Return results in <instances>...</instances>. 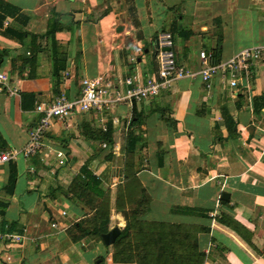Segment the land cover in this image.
Returning <instances> with one entry per match:
<instances>
[{"label": "crops", "instance_id": "obj_1", "mask_svg": "<svg viewBox=\"0 0 264 264\" xmlns=\"http://www.w3.org/2000/svg\"><path fill=\"white\" fill-rule=\"evenodd\" d=\"M160 31L181 66L197 69L200 50L224 61L264 46V0H0V67L15 89L0 91V149L17 152L0 166V231L23 236L0 241V264H138L114 260L89 232L101 205L108 230L181 227L201 264H264V60L237 88L184 78L155 97L53 120L45 143L64 153L62 166L18 152L37 103L77 97L83 78H100L109 98L125 93V78L154 74ZM128 136L139 139L134 152Z\"/></svg>", "mask_w": 264, "mask_h": 264}, {"label": "built area", "instance_id": "obj_2", "mask_svg": "<svg viewBox=\"0 0 264 264\" xmlns=\"http://www.w3.org/2000/svg\"><path fill=\"white\" fill-rule=\"evenodd\" d=\"M172 36L168 31H160L154 38V58L157 69L154 74L149 75L140 82L133 77L124 79L126 86L123 95L113 93L109 98H103L105 89L102 88L100 78H83L80 81V94L68 99L64 95H57L48 103H37L35 112L38 118L35 124L28 131L26 144L18 152L23 158H28L39 153L43 159L49 161L53 157L55 165L62 166L65 162L64 153L58 149H51L45 143V132L53 120H60L70 115L73 111L96 110L101 112L110 102L127 100L139 102L149 97L158 96L169 90L172 83L179 79L198 77L205 90H209L213 81L225 80L230 88H237L241 80L250 76V66L264 60V46L247 47L239 50L228 59L212 63L210 54L200 50L198 60L200 66L197 69L184 67L177 64L172 50ZM6 89L9 93L15 92L14 88L8 89V75L0 67V91ZM102 127V130H104ZM104 146V144H103ZM16 151L14 149H0V166L13 161ZM60 215L65 212L61 211ZM52 227L55 223L50 224ZM23 236L0 231V241H5L6 246L22 241Z\"/></svg>", "mask_w": 264, "mask_h": 264}, {"label": "trees", "instance_id": "obj_3", "mask_svg": "<svg viewBox=\"0 0 264 264\" xmlns=\"http://www.w3.org/2000/svg\"><path fill=\"white\" fill-rule=\"evenodd\" d=\"M47 34L52 35L53 31L50 30L47 32ZM210 61L212 63L217 62V61L213 60V56H212V59L210 58ZM57 70L58 69H56V70L54 69V71H53L54 74H55V71H57ZM257 110H259V109H255L254 112L257 113ZM111 135H112V128L109 124H106V126L104 127V130L98 131V138L100 141L104 142V146H108L111 144V142H112ZM138 141H139V139H137V137L128 136L126 143H125V146H124L125 150L128 152H134V150H135L134 147L136 146V143ZM2 146H3V142H2L1 137H0V148ZM88 178L91 180V182H93L95 184L98 183V181L94 177L89 175ZM14 179H15V175L10 174L8 176V185H12ZM105 215H106V210H104L103 205L99 206L97 208L95 216H94L95 217L94 221H96L95 223H97V224H94L89 231L91 234H93L98 239H100V235L102 233H105L108 231V228L106 227V216ZM134 221H136V220H134ZM229 223H232V226L230 224L229 225L232 227V229L237 231L236 223H234V221H232V220H229ZM157 227H158L157 229L163 228L162 225H157ZM130 228H131V225L128 222H126L125 226L122 229H120L119 234L115 238L114 242L111 244L112 248L114 249V256H113L114 260L115 259L120 260V261H133L134 260L138 264H173L172 262L169 261L168 258H166L167 256H169V257L174 256L173 252H172L173 250L168 248V246H169L168 241L162 242V244L159 246L160 251H158V255L156 258L154 256V254L151 253L150 251H144V252L140 251L138 254L136 253L135 255H132V256L130 254L120 256V257L117 256L119 254L117 249L128 238ZM180 228L175 226V228L173 229L174 233L179 232ZM186 234H187V232L184 231V235H186ZM159 240L161 241L162 239H159ZM171 240H173V239L171 238ZM140 242H141L140 245L136 244V246L134 247V250L137 247H140V250H142L144 248L149 249V247H148L149 241L141 239ZM120 253H121V251H120ZM195 254L198 255L199 261L198 262H189L186 264H201L202 263L203 254L197 253V252Z\"/></svg>", "mask_w": 264, "mask_h": 264}, {"label": "rangeland", "instance_id": "obj_4", "mask_svg": "<svg viewBox=\"0 0 264 264\" xmlns=\"http://www.w3.org/2000/svg\"><path fill=\"white\" fill-rule=\"evenodd\" d=\"M97 203H95L96 205ZM94 205V206H95ZM128 223L131 225L130 232L128 238L125 240L123 244L117 249L118 255L117 256H124L130 254L135 255L140 252V247L135 248L137 245H140V240L149 241V249H156V251H160L159 246L162 242L168 241V248L173 250L172 257L167 256L166 258L169 259L170 262L173 264H186L189 262H198L199 257L196 255L195 251L192 249L191 241H185L184 238V229L180 230L179 232H172L173 230L170 228H159L151 225H144L140 222L129 220ZM177 234L179 238H174L176 241H172L169 236ZM159 239H162L161 241ZM121 251V253H120Z\"/></svg>", "mask_w": 264, "mask_h": 264}, {"label": "water", "instance_id": "obj_5", "mask_svg": "<svg viewBox=\"0 0 264 264\" xmlns=\"http://www.w3.org/2000/svg\"><path fill=\"white\" fill-rule=\"evenodd\" d=\"M220 198L223 200H227L228 194L222 193L220 195ZM119 232H120L119 228L117 226H113L107 232L102 233L100 235V239L105 245H111L114 242L117 235L119 234Z\"/></svg>", "mask_w": 264, "mask_h": 264}]
</instances>
